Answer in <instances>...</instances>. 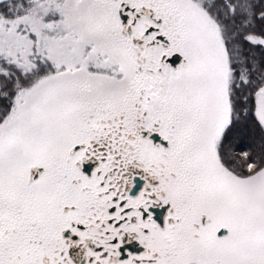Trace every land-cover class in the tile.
Instances as JSON below:
<instances>
[{"label":"snow or ice","instance_id":"snow-or-ice-1","mask_svg":"<svg viewBox=\"0 0 264 264\" xmlns=\"http://www.w3.org/2000/svg\"><path fill=\"white\" fill-rule=\"evenodd\" d=\"M0 264H264V0H0Z\"/></svg>","mask_w":264,"mask_h":264}]
</instances>
